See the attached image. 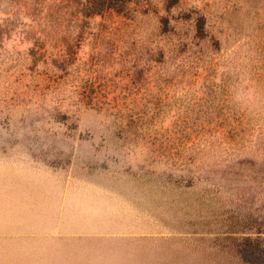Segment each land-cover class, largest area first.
I'll list each match as a JSON object with an SVG mask.
<instances>
[{
  "label": "rangeland",
  "instance_id": "1",
  "mask_svg": "<svg viewBox=\"0 0 264 264\" xmlns=\"http://www.w3.org/2000/svg\"><path fill=\"white\" fill-rule=\"evenodd\" d=\"M30 2L0 8L19 15L0 40V264H264V0L87 19L47 0L59 34ZM30 167L110 186L105 234L22 237L29 204L9 186Z\"/></svg>",
  "mask_w": 264,
  "mask_h": 264
},
{
  "label": "crops",
  "instance_id": "2",
  "mask_svg": "<svg viewBox=\"0 0 264 264\" xmlns=\"http://www.w3.org/2000/svg\"><path fill=\"white\" fill-rule=\"evenodd\" d=\"M30 168L28 177L10 183L9 192L16 196L23 192L26 196L29 205L23 213V227L16 229L22 230L21 236L31 245L49 243L60 247L63 241L105 234L106 224L112 222L110 213L118 207V203L113 202L110 186L75 174ZM19 215L17 212V221L22 219ZM7 232L3 236L9 240L16 237L15 233ZM43 253L42 247L33 250L31 260L39 261Z\"/></svg>",
  "mask_w": 264,
  "mask_h": 264
},
{
  "label": "trees",
  "instance_id": "3",
  "mask_svg": "<svg viewBox=\"0 0 264 264\" xmlns=\"http://www.w3.org/2000/svg\"><path fill=\"white\" fill-rule=\"evenodd\" d=\"M22 1L23 0H0V8L2 7L3 2L8 4V7L5 9H9L21 3ZM46 1L47 0H31L29 6V12L31 13L30 16L37 20L39 28H42L44 25V28L41 29L42 34L43 32L50 33L52 31L54 34H59L61 27L59 26L60 23L56 24L58 19V17L55 15L57 14L56 5H53V7L50 6L48 8L44 3ZM136 1L137 0H75L76 4L80 5L78 13H81V17L85 19L103 15L109 11L127 13L131 9V4ZM18 17L19 15L15 13L14 15L0 18V40H2L6 35H9L15 31L17 27L15 23L16 21H19ZM29 27L33 32H39V30L35 29L34 25L32 24H29Z\"/></svg>",
  "mask_w": 264,
  "mask_h": 264
}]
</instances>
